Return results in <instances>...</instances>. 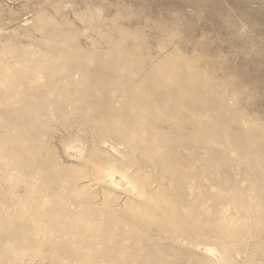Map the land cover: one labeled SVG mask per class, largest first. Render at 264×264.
<instances>
[{"label": "rangeland", "instance_id": "obj_1", "mask_svg": "<svg viewBox=\"0 0 264 264\" xmlns=\"http://www.w3.org/2000/svg\"><path fill=\"white\" fill-rule=\"evenodd\" d=\"M0 264H264V0H0Z\"/></svg>", "mask_w": 264, "mask_h": 264}, {"label": "bare ground", "instance_id": "obj_2", "mask_svg": "<svg viewBox=\"0 0 264 264\" xmlns=\"http://www.w3.org/2000/svg\"><path fill=\"white\" fill-rule=\"evenodd\" d=\"M111 175V182L115 186H124L126 184V180L122 178L118 173L112 172Z\"/></svg>", "mask_w": 264, "mask_h": 264}]
</instances>
